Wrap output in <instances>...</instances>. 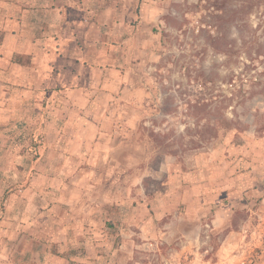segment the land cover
I'll return each mask as SVG.
<instances>
[{
    "label": "rangeland",
    "instance_id": "1",
    "mask_svg": "<svg viewBox=\"0 0 264 264\" xmlns=\"http://www.w3.org/2000/svg\"><path fill=\"white\" fill-rule=\"evenodd\" d=\"M243 1L129 0L131 49L97 58L118 133L93 222L121 264H264V0L236 20L203 6Z\"/></svg>",
    "mask_w": 264,
    "mask_h": 264
},
{
    "label": "crops",
    "instance_id": "2",
    "mask_svg": "<svg viewBox=\"0 0 264 264\" xmlns=\"http://www.w3.org/2000/svg\"><path fill=\"white\" fill-rule=\"evenodd\" d=\"M128 2L0 0V264H121L96 232L118 133L97 58L131 49Z\"/></svg>",
    "mask_w": 264,
    "mask_h": 264
},
{
    "label": "trees",
    "instance_id": "3",
    "mask_svg": "<svg viewBox=\"0 0 264 264\" xmlns=\"http://www.w3.org/2000/svg\"><path fill=\"white\" fill-rule=\"evenodd\" d=\"M201 1V0H200ZM262 0H244L241 5L240 8H235V9H231L230 11L226 12L222 6L219 5V3L214 2V4H203L204 8L208 9L211 6H214L215 9H220L221 12H215L214 16L217 18H223L225 16L228 17V19L230 20H236V19H244L246 18V16H248L251 11H253L257 6H259V4L261 3ZM211 15V14H210ZM163 111H166L165 109ZM152 135H156L153 132H151ZM171 152H174L173 150H171Z\"/></svg>",
    "mask_w": 264,
    "mask_h": 264
}]
</instances>
